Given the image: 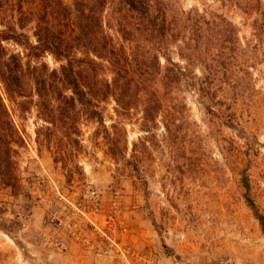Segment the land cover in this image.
<instances>
[{
    "label": "rangeland",
    "instance_id": "374dc122",
    "mask_svg": "<svg viewBox=\"0 0 264 264\" xmlns=\"http://www.w3.org/2000/svg\"><path fill=\"white\" fill-rule=\"evenodd\" d=\"M145 4L100 12L117 103L94 106L113 144L76 119L62 163L36 109L12 115L22 140L16 178L0 175V264H264V0ZM74 55L111 80L106 62Z\"/></svg>",
    "mask_w": 264,
    "mask_h": 264
},
{
    "label": "trees",
    "instance_id": "16d2710c",
    "mask_svg": "<svg viewBox=\"0 0 264 264\" xmlns=\"http://www.w3.org/2000/svg\"><path fill=\"white\" fill-rule=\"evenodd\" d=\"M68 1L0 0V166L5 168L0 175L4 178H16L11 147L20 136L14 114L24 117L36 109L38 118L51 124L60 135L56 153L62 163L67 160L63 151L80 145L73 138L80 128L76 119L99 122L108 146L117 134L116 125H111L112 132L105 128L102 111L94 106L110 98L117 103V54L103 32L100 12L110 6L112 11L125 7L143 10L142 14L146 0ZM78 48L108 64L109 82L91 80L88 73L96 62L87 55L89 61L76 58ZM47 55L59 64L57 69L42 62Z\"/></svg>",
    "mask_w": 264,
    "mask_h": 264
},
{
    "label": "built area",
    "instance_id": "2783aa9c",
    "mask_svg": "<svg viewBox=\"0 0 264 264\" xmlns=\"http://www.w3.org/2000/svg\"><path fill=\"white\" fill-rule=\"evenodd\" d=\"M201 264H233L227 257L206 258Z\"/></svg>",
    "mask_w": 264,
    "mask_h": 264
}]
</instances>
